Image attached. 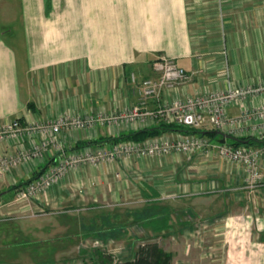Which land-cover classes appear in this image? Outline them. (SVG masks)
I'll list each match as a JSON object with an SVG mask.
<instances>
[{
    "label": "crops",
    "instance_id": "crops-1",
    "mask_svg": "<svg viewBox=\"0 0 264 264\" xmlns=\"http://www.w3.org/2000/svg\"><path fill=\"white\" fill-rule=\"evenodd\" d=\"M160 57L174 59L190 79L165 92L159 102L146 100L149 110L166 101L264 85V0H0V127L14 119L30 123L128 111L141 99L142 81L158 77L154 63ZM262 107L264 94L249 95L228 106L227 114L239 117ZM158 125L98 122L86 130L62 132L53 137L55 147L49 155L1 176L0 215L12 216L3 221L20 220L21 226L15 237V232L0 227V264L36 263L29 251L24 253L26 262L5 261L8 251L3 247L11 237L45 243L56 255L54 238H43L59 229L71 233L75 226L83 238L85 226L105 214L90 217L85 212L105 208L107 200L117 205L156 193L165 203L179 200L186 205L185 200L192 198L213 203L231 197L235 185L245 186L243 167L218 155V145H229L226 138L224 144L211 141L208 154L131 156L77 167L36 199L18 198L23 187L61 157ZM202 130L214 129L206 125ZM257 136L264 132L249 131L236 138ZM39 139L0 142V153L29 151ZM261 187L264 191V184ZM225 201L222 205L229 208L231 202ZM258 205L263 208L264 199ZM80 211H84L80 216L73 214Z\"/></svg>",
    "mask_w": 264,
    "mask_h": 264
},
{
    "label": "built area",
    "instance_id": "built-area-1",
    "mask_svg": "<svg viewBox=\"0 0 264 264\" xmlns=\"http://www.w3.org/2000/svg\"><path fill=\"white\" fill-rule=\"evenodd\" d=\"M154 71L158 77L142 81L139 87L141 99L128 111L112 116H60L30 123H23L20 119L9 120L0 127V142L38 137L40 139L29 151L22 150L16 154L0 153V177L26 161L49 155L51 147H55L54 136L67 131L86 130L94 127L98 122L103 126L114 124L146 126L150 121H156L196 130H202L204 126L210 125L214 130L233 137H240L249 131L263 134L264 107L246 110L239 117L229 116L227 108L236 102L246 101L249 95H263L264 85L229 88L226 91L166 101L159 104L155 110H149L146 107V100L154 98L159 102L165 92L186 84L190 79L188 72L171 58L160 57L154 63ZM132 80L135 82L134 75ZM212 148L213 145L207 138L179 133H175L174 137L164 134L161 138H155L145 144L127 142L111 147L84 148L61 157L56 166L51 167L34 183L23 187L18 192V198L22 201L36 199L41 192L52 188L61 177L77 167L125 160L131 156L154 157L195 152L208 154ZM217 149L221 159L243 167L246 189L256 190L264 184V164H262L264 147L247 149L224 144L218 145Z\"/></svg>",
    "mask_w": 264,
    "mask_h": 264
},
{
    "label": "rangeland",
    "instance_id": "rangeland-1",
    "mask_svg": "<svg viewBox=\"0 0 264 264\" xmlns=\"http://www.w3.org/2000/svg\"><path fill=\"white\" fill-rule=\"evenodd\" d=\"M228 142L231 140L228 139ZM233 188L238 189L233 191L231 197H220L221 200H213V203L194 201L196 198L185 200L186 205L179 200H166V203L173 206L169 223L174 222V227L164 234H153L134 225L130 228L131 236L102 242L92 237L80 238L77 226L71 233L59 229L56 235H46L43 238H54L52 246L58 249L56 255L53 253L54 247L49 248L45 243L39 242L36 245V240L32 244L31 240L23 241L21 237L12 238L10 235V243L3 247V250L8 251L4 253L5 261L26 262L24 259L28 257L24 253L29 251L33 254L35 264H86L90 260L82 251L95 253V248H101L114 261L122 262L132 260L141 245L156 243L165 252L173 255V264H264V207L258 205L264 199V191L261 186L256 190L246 189L244 185H235ZM225 200L231 202L228 203L229 208L222 205ZM106 203L105 208L85 214L92 217L104 211L119 216V223H126L129 210H138L146 202L130 197L126 203L121 201L116 205L110 200ZM82 212L84 211L73 214L80 216ZM10 217L12 216L0 215V227L8 232H15L12 233L15 237L21 221H3Z\"/></svg>",
    "mask_w": 264,
    "mask_h": 264
},
{
    "label": "trees",
    "instance_id": "trees-1",
    "mask_svg": "<svg viewBox=\"0 0 264 264\" xmlns=\"http://www.w3.org/2000/svg\"><path fill=\"white\" fill-rule=\"evenodd\" d=\"M167 133H179L183 135H195L207 138L210 142H220L223 137L217 130H196L178 124L160 123L153 128H145L139 131L122 134L118 137L106 138L104 142L97 143L100 146H108L122 144L127 142H144L148 139L159 138ZM228 136V135H227ZM231 142L229 146L234 148H262L264 147V136L236 138L228 136ZM228 142V141H227ZM39 175V174H38ZM41 176H39L40 178ZM31 183V182H29ZM28 184V183H27ZM14 188V190H16ZM144 207L138 210H129L127 213L126 223H119L120 217L105 213L100 217V221L92 222L89 226H85L84 238H94L95 240L108 241L110 239L120 240L124 236H131L130 228L136 225L153 234H164L173 230V224L169 223L172 215V208L165 203L156 193L145 198ZM119 217V218H118ZM95 253L82 251L84 255L89 257L90 262L86 264H173L171 253L165 252L161 247L154 244L141 245L135 252L132 260L116 262L112 256L107 255L101 248H95Z\"/></svg>",
    "mask_w": 264,
    "mask_h": 264
},
{
    "label": "water",
    "instance_id": "water-1",
    "mask_svg": "<svg viewBox=\"0 0 264 264\" xmlns=\"http://www.w3.org/2000/svg\"><path fill=\"white\" fill-rule=\"evenodd\" d=\"M219 134L223 137V139L221 140V143L224 144L226 142V138H229V137L221 132H219Z\"/></svg>",
    "mask_w": 264,
    "mask_h": 264
}]
</instances>
